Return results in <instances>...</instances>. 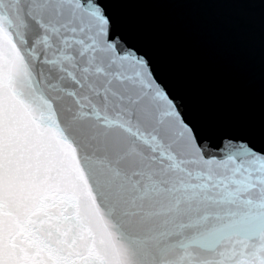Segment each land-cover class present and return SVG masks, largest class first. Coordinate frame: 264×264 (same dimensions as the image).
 <instances>
[{
    "label": "snow or ice",
    "instance_id": "1",
    "mask_svg": "<svg viewBox=\"0 0 264 264\" xmlns=\"http://www.w3.org/2000/svg\"><path fill=\"white\" fill-rule=\"evenodd\" d=\"M151 4L0 0V264H264L259 97L210 105L125 22Z\"/></svg>",
    "mask_w": 264,
    "mask_h": 264
},
{
    "label": "water",
    "instance_id": "2",
    "mask_svg": "<svg viewBox=\"0 0 264 264\" xmlns=\"http://www.w3.org/2000/svg\"><path fill=\"white\" fill-rule=\"evenodd\" d=\"M125 22L148 37L171 74L204 102L244 108L258 101L264 55L258 16L151 4L130 9Z\"/></svg>",
    "mask_w": 264,
    "mask_h": 264
}]
</instances>
